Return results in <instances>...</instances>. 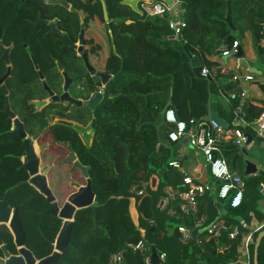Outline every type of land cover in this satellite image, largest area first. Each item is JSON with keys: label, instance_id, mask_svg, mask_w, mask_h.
Segmentation results:
<instances>
[{"label": "trees", "instance_id": "1", "mask_svg": "<svg viewBox=\"0 0 264 264\" xmlns=\"http://www.w3.org/2000/svg\"><path fill=\"white\" fill-rule=\"evenodd\" d=\"M180 1L187 24L183 40L171 39L173 32L169 28L168 17L140 16L129 7L111 4L117 0H109L108 5L109 25L113 32L111 36L99 1L93 8L90 7L96 17L94 22L88 23L87 46L91 49V64L97 72L112 75L93 119L91 114L86 116L72 112L67 115L66 108L62 114L58 105H49L38 114L32 113L28 102L46 99L48 93L22 43L33 46V55L40 72L56 94L62 92L56 60L60 61L63 70L71 78H81L84 72L76 67L80 64L69 47L63 46L59 54V38L47 37L42 33L47 29L44 25L35 26L32 23L36 20V7L21 6L18 0H0L3 44H15L10 56L13 67L11 76L5 83L8 96L4 86H0V201L19 209V217L26 232V247L38 260L53 253L51 241L56 239L62 220L49 213L50 203L43 195L25 184L29 178L22 163L25 147L23 141L11 133L12 121L3 111L7 98L30 136L45 130L54 118L78 121L83 125L93 120L95 138L90 148L82 144L71 128L59 124L51 127L56 141L71 143L81 163L89 168L96 195L95 206L99 208L98 227L94 208L76 213L71 245L55 264H109L111 256L118 254L125 243H138L142 239L138 228L145 231V239L149 244L158 252L166 254L163 264H238L242 239L248 232L242 225L250 224L251 212H258L261 179H245L246 189H252V193L247 192L243 204L237 209L230 208L228 203L215 196L207 195L200 199L199 212L206 214L209 220L219 216L221 208H225L227 214L222 217L229 226H239L238 238L232 240L228 233H224L220 239L212 240L202 248L182 244L177 228L180 225L193 226V217L179 211L170 215L156 207L166 186L176 188L182 184L181 172L170 167V163L177 158L180 144L160 143L157 126L162 124V112L169 102L171 91L175 95H182L183 101L175 103L180 119L187 118L180 110L189 106L193 119L205 117L210 90L216 95L219 91L214 86L208 89L206 81H192L191 68L186 65L188 56L185 47L191 53H199L207 67L212 66L208 61L209 56L218 54L224 45H232L248 32L257 40L255 48L261 50L260 42L264 39V0ZM228 3L231 4L236 31L225 21ZM82 10L87 19L85 8ZM79 28L78 22L63 26L65 31L73 32L74 41ZM112 42L117 53L111 50ZM7 70V64L0 60V77ZM96 86L101 87L99 78H96ZM90 91L88 86L84 92L76 90L74 86L70 89L74 98L87 97ZM243 110L250 124L264 113V108L257 109L247 102ZM228 121L231 128L236 127L245 132L252 130L250 125L236 126L234 120ZM170 130V125L162 126L161 137L164 140L168 141ZM92 136L93 130L90 129L85 138L89 144ZM239 150L231 143L224 145L223 154L228 163L233 162ZM153 175H157L160 180L158 192L151 193L139 202L131 194V188L147 182ZM131 199L138 212V225L130 214ZM0 240L12 255L18 254L13 235L6 225H0ZM255 243L254 263L257 255V263L264 264V238L257 250ZM221 247H227V250L219 251ZM0 257L4 258L2 247ZM125 264H143V260L139 254L127 252Z\"/></svg>", "mask_w": 264, "mask_h": 264}, {"label": "built area", "instance_id": "2", "mask_svg": "<svg viewBox=\"0 0 264 264\" xmlns=\"http://www.w3.org/2000/svg\"><path fill=\"white\" fill-rule=\"evenodd\" d=\"M140 8L146 17H168L169 28L172 30L173 36L176 40H183V32L187 24L184 17L185 11L181 7L180 0H175L173 6H169L162 1H147L141 3ZM262 41L264 42V39ZM239 48L241 46L237 40L232 45H224L218 55L220 58L236 59L237 62H240L236 58ZM246 69H248V72L240 75L222 65H216L211 68L204 67L201 73L205 79L213 78V73L216 75L219 72L229 77V82L234 85V94L239 102L235 109L234 121L241 124L245 123L243 108L247 102V92L243 88L242 82L254 81V76L249 68ZM165 121L171 127L168 143L181 144L185 138H188V145L203 155L211 176L214 180L220 181V184L217 192L214 193L211 185L198 184L193 178L185 175L182 178L181 186L176 188L166 186L164 188L163 196L156 203L157 209L170 215L179 211L186 216L193 217V226L180 225L177 228L179 240L184 245L191 244L202 248L206 243L220 239L224 233H228L229 238L232 240L238 238L240 234L239 226H229L221 215L209 220L206 214H200L199 211L200 199L207 195L225 201L232 209H237L243 204L246 190L245 179L231 170L230 164L224 157L223 147L225 144L231 143L242 150L247 141L245 132L236 127L225 128L215 121L207 122L203 119L195 120L192 118L188 124L181 120L173 109L166 111ZM253 129L256 135L264 140V113L254 122ZM170 167L174 170H180L181 164L179 161H172ZM159 184V177L153 175L147 182L133 186L131 194L138 198L140 202L151 193L158 192ZM242 226L245 227L244 224ZM245 228L247 230L249 226ZM138 230L142 239L138 243H125L124 248L118 254L111 256L109 264H125V254L127 252L139 254L143 264H149L150 256L155 247L146 241L145 231L140 228ZM262 231H264V222L254 228L252 232L248 231L243 236L241 258L238 260V264H254L253 245L256 235ZM223 250H227V247L219 248V251ZM157 254L160 264H163L166 254L158 251Z\"/></svg>", "mask_w": 264, "mask_h": 264}, {"label": "water", "instance_id": "3", "mask_svg": "<svg viewBox=\"0 0 264 264\" xmlns=\"http://www.w3.org/2000/svg\"><path fill=\"white\" fill-rule=\"evenodd\" d=\"M100 1L103 6L104 18L106 22H108L109 16H108L106 2L105 0H100ZM141 1L142 3L147 2V1H162L169 6H173L175 2V0H141ZM139 2L140 0H126L122 4L129 7L133 12L139 14L140 16H144V13L139 6ZM225 21L229 24L230 28L233 31H236L235 27L233 26V22H232V8H231L230 3H228V12H227ZM52 26L55 30V24H53ZM84 29L85 27L83 28V31ZM1 39H3V32L0 29V40ZM171 39L175 40V37L172 36ZM80 44L81 46H83L84 44L83 32L80 36ZM255 44H257V40H255ZM1 48H2L3 54L0 57V60L4 61L7 65H9V68L7 70V73L4 76L0 77V86H4L5 93L8 96L9 92L7 88L5 87V83L8 80V78L11 76V60L9 57L10 49H6L2 45H1ZM185 51L187 53L188 60H189L186 63V65L191 67V70L193 73L192 81L195 79L205 80L209 82L208 88H210L211 86H214L215 83L212 77L205 79L201 74L204 68V65L200 59V54L199 53L192 54L186 47H185ZM79 54L85 61L87 69L90 71V73L92 75L99 77L101 79L102 86L105 87L108 84V82L112 79V75L98 73L91 66L89 62V58L84 52L83 47L79 49ZM258 54H259L260 60H262L261 53L258 52ZM236 58L240 60L241 66H244L245 68H249V64L244 58V52L242 48H239V52ZM34 62H35L36 69H38V65L36 61ZM260 74L262 75V73ZM263 74H264V71H263ZM64 78H65L64 94L61 97H59V95H56L49 88L47 83L44 81V76L41 75V80L44 81L45 90L49 93L50 98L48 100H43V101H32L31 105L36 106L37 111H40L41 109H43L50 103H55V102L58 103L59 101H62V102H68V103L74 104L78 107H86L92 111H95L96 107L98 106V104L101 102L103 98V93L102 92L95 93L92 96V98L86 102H83L82 100H79V99H75L71 97L69 93V87L72 83V80L65 73H64ZM175 106H176L175 101L173 100V98H170V101L165 106L162 114L165 115L166 111L169 108L171 107L175 108ZM3 111L5 114L8 115V117L12 121L11 133L18 136L24 143L25 156L22 159V163H23L24 169L27 171L28 176H29V180L25 182V184L32 186L36 191H38L41 195H43L51 203V209L49 210V213L63 220V223H62L61 229L56 239L51 241L54 247L53 253L50 256H47L41 260H38L33 254V252L26 247V232H25L23 223L19 217V209L14 208L13 206L3 201H0V225H6L9 228L10 232L13 235L14 244L18 252L17 255H12L7 250V248L4 246L2 240H0V247L3 248V252H4V258L0 257V264H55L61 259L62 255L66 252V250L71 245L72 232H73L76 213L80 210L93 207L96 204V195L92 188V181L89 179L88 185L86 187L79 188V190L76 193H74L73 195L69 197L68 201L63 206V208L59 209L57 203L55 202V197L53 196L52 192L48 188L46 178L43 176H40V173H39L40 159H39V156L35 148V141L39 138V135L29 138L27 132L25 131V127L23 123L19 120L17 115L11 110L8 98L6 100L5 109ZM191 119L192 117L190 116L187 118H182L181 120L189 124ZM203 120L207 122L215 121L219 123L220 125H222L223 127L229 128V124L223 119H221L219 115L214 111H210L206 115V117L203 118ZM244 121L246 123L249 122L248 118H245ZM63 124L67 126L73 125L71 122H67V121H63ZM164 124H166L165 119L162 121L161 125L157 126L158 140L160 143H164L165 145H168L169 144L168 141L164 140L161 137V133H160L161 127ZM238 125H242V124L236 123V126ZM246 137H247L246 144L248 145L250 143L249 141L252 138L249 134H247ZM183 141L184 143L185 142L188 143V138H185ZM76 165L77 167L82 169L83 172L86 174V177H88L87 171L89 168L81 165L79 162H77ZM257 169H258L257 166L248 159L246 161L245 176L255 174L257 172ZM216 184L219 185L220 181H216ZM98 211H99V208L95 206L94 207V219H95L96 227H98ZM263 238H264V231L260 232L256 238V243H255L256 250L259 248ZM149 264H160L156 248H153L152 254L149 259ZM254 264H258L257 255H255Z\"/></svg>", "mask_w": 264, "mask_h": 264}, {"label": "flooded vegetation", "instance_id": "4", "mask_svg": "<svg viewBox=\"0 0 264 264\" xmlns=\"http://www.w3.org/2000/svg\"><path fill=\"white\" fill-rule=\"evenodd\" d=\"M18 1L20 2L21 6H27L28 5V6H32L34 8L35 7L37 8L36 9L37 10L36 20L33 21L32 23L35 26H38V25H41V24L44 25L47 29L42 31V33H44L47 37L54 38L55 36H57L59 38V54L62 53L63 48H64L63 46L69 47L74 52V54H75V56L77 58V62H78V64H80V65H77L76 67L78 69L81 68L83 70L84 74L81 76V78H77L78 76H76L75 78H71L68 75V77L72 80V83H71V85L69 87V93H70V89H71L72 86H74L76 90H79V91H82V92L86 91V86H88L91 89V91L88 93L87 97H81V98H75V99H79V100H82L83 102H86V101H89L95 93H99V92L101 93L102 92L103 93V98L101 100V102H102L104 97H105L104 89H105L106 86L103 87L101 79L99 77H97L95 75H92L90 73V71L87 69L85 61L83 60V58L79 54V49L81 47H83V50L86 53V55L88 56L89 62L91 64V59H90V56H89V54H90L89 50L91 51V49L90 48L88 49V46H87V44H88L87 43V35H88V32H89L88 23L89 22H94L96 20L95 19L96 17L93 14V10L91 8H93L98 3L97 1H99V3L102 6L101 1L100 0H18ZM124 1H126V0H117V2H113V3L111 2V4L112 5H116V6L119 5V6H124L125 7V5L122 4ZM105 2H106V5H107V10H108V5H110L109 0H105ZM141 3H142V1L140 0L139 6L141 5ZM83 8H85V11L87 12V14H86L87 15L86 16L87 19L85 18L84 11L82 10ZM86 8H88L89 10L86 9ZM102 12H103V16H104L103 6H102ZM52 15H54V16H52ZM108 16H109V12H108ZM104 21L106 23V26L109 28V34L112 36L113 32L110 29V25H109L110 22H111L110 17H109V21L108 22H106L105 18H104ZM74 22H78L79 23V27H80L79 30L76 31V33H75V41L73 40V34H72L73 32H67V31H65L63 29L64 24L68 23V24L72 25ZM53 24H55V30H54V28L52 26ZM84 27H85V29L83 31ZM82 32H83V39H84L83 46H81V44H80V36H81ZM3 39H4V32H3ZM3 39L0 40L1 56L3 54L2 53V48H1V45H2L4 48L10 49V51H9V57H10L12 51L15 48V44L12 43L9 46H5L3 44ZM21 46L30 55V57H31V59H32V61L34 63V66H35V62L34 61H36V60H35V57L33 55V48H32L33 46L30 43H22ZM86 49H88V50H86ZM55 62H56V67H57V69L59 71V85H60V88H61L62 92H61V94H56L55 92L54 93L56 95H59V97H61L64 94V85H65L64 73H65V71L63 70V67H62L60 61L56 60ZM7 66L9 68V65H7ZM91 66L93 67L92 64H91ZM12 68L13 67L11 65V71H12ZM35 69H36V67H35ZM36 70L39 72V76H40L39 80L41 82H43V85H44L45 76H44V74L42 72H40L39 65H38V69H36ZM98 73H100V72H98ZM41 75L44 76V81L41 80ZM96 78L100 79V83H101V87L100 88H97V86H96ZM44 89H45V87H44ZM70 95H71V93H70ZM71 97H73V96L71 95ZM49 98H50V96H49V93H48V98H46V99H38V100L29 101L28 105L32 107V109H33L32 113L38 114V113H41L43 111V109L46 108L49 105H58L59 106V112L62 113V114H64V110L66 108L67 109L66 110V114L67 115H69L72 112L74 114H81V115H86V116H89L91 114L92 118L94 119V113H95L96 110L92 111V110H90V109H88L86 107H78V106H76L74 104H71V103H68V102L59 101L58 103H56V102L55 103H50L49 105H47L46 107H44L40 111H37L36 106L31 105L32 101H43V100H48ZM99 104H98V106H99ZM97 107H96V109H97ZM17 117L19 118L18 115H17ZM19 120L21 121L20 118H19ZM63 121L71 122L73 125L72 126L64 125ZM92 121L93 120H91V122L87 123L86 125H83L82 123H80L78 121L67 120V119H63V118L59 117V118L52 119V121H50L48 123V125H47L45 130H41V131L37 132L34 135L30 136L29 133L27 132V130L25 129V131L27 132L29 138H32V137H34L36 135H39V138L35 141V148H36V143L44 136V134L45 133H49L52 136V138H53L52 143H54L56 145H59L61 147H66L69 150V154L67 155L68 157L64 158V160L66 162H68L69 164L72 165L71 168L68 170V172L63 171V170L59 172V170L55 169V168L54 169L52 168V170L49 169L48 171L41 170L42 160L39 157V159H40V165H39L40 176H43V177L46 178V182H47L48 188L52 192V194H53V190L57 191V196L55 197L54 194H53V196L55 197V202L57 203L59 209L63 208V206L68 201L69 197L71 195H73L74 193H76L79 190V188H83V187H86L88 185V180L90 179V176H89V169L87 171L88 177H86V174L83 172V170L80 169L79 167H77V165H76L77 162H79L81 165H83V164L81 163L80 158L78 157V155L74 151L71 143H69V142H61V141L57 142L56 138H55V134H53V131H52L51 127H53L55 125H58V124H59V126H67L68 128H71L75 132V134L77 135V137L79 138V140L82 142V144L84 146H92L93 145V140H94L93 136H95V129L92 126V123H93ZM23 125H24V123H23ZM24 127H25V125H24ZM90 129L93 130V136H92L91 142L89 144L88 141L85 140V138H86V134L88 133V131ZM36 152H37V150H36ZM45 155H46V153L44 152L43 153V161H44V157H45V161L44 162L47 161ZM51 158L49 159V161H47V163L51 161ZM83 166H85V165H83ZM58 167H59V163H58ZM54 171L56 173H54ZM77 175L80 176V179H79V177L78 178L76 177ZM66 178H69V180H70V182L68 183L69 185L66 186V189L69 187V188H72L73 191L68 195L67 201L63 204V206L61 208L59 206V203L57 202L56 199L58 197L60 198L59 194L62 193V191L59 189V185L62 186V184L64 183V179H66ZM53 179H56L57 183L53 184L52 183ZM72 179H75V180H72ZM28 180H29V178H28ZM52 188H53V190H52ZM94 207L95 206L90 207V208H94ZM50 209H51V203H50Z\"/></svg>", "mask_w": 264, "mask_h": 264}, {"label": "crops", "instance_id": "5", "mask_svg": "<svg viewBox=\"0 0 264 264\" xmlns=\"http://www.w3.org/2000/svg\"><path fill=\"white\" fill-rule=\"evenodd\" d=\"M238 41L240 42V46L244 52V58L249 64V68H250L249 71L250 72L252 71L251 74L254 76L253 82H245V81L242 82V86L247 92V103H251V105L257 109L264 108V89L262 88L264 85V74H263L264 42L263 41L260 42L261 50H257L255 48L256 46L255 39L253 38L252 34L249 32L245 33V35L242 38H240ZM258 52L261 53L262 60H260ZM200 59L203 62L204 67H207L201 55H200ZM208 61L212 64L211 67L216 65H222L226 68H229L239 73L240 75H244L248 72V69H246L244 66H240V62H237L236 59L220 58L218 54L209 56ZM260 73H262V75ZM213 79L215 83L214 87L218 88L219 94L216 95L210 90V93L208 94L209 96H208V104H207V113L205 114V117L210 111H214L219 115L221 119L226 121L230 127V123L228 120L229 119L234 120L235 117L234 113L236 109V104L238 102V98L234 94L235 87L232 83L229 82V77L222 75L220 72L216 75L213 73ZM195 80H200V79H195ZM195 80H193V82ZM204 81L205 80H203V82ZM207 85H209V82H207ZM170 98H173L175 103H177L176 101H178V103H181L183 101L181 94L175 95L173 94L172 91L169 96V101ZM170 109L175 110L177 116L178 117L180 116L179 111L176 108L171 107ZM180 113L184 117H188L191 116L192 109L190 106L184 109L182 108L180 110ZM163 116L165 118V115ZM243 118L245 119L247 118V116H244ZM236 123L237 122L235 121V124ZM247 125H250L252 127L251 128L252 130H250L251 132H249L248 130L244 132L246 135L249 134L252 139L249 141L250 143L248 145L245 144L242 150H239L237 157L233 160V162L230 161L231 163L229 164L231 170L241 175L244 179H251V178L261 179V183L259 187L260 201L258 202V207H257L258 212L256 214L254 212H251L250 213L251 222L250 224L245 225V227L249 226L247 230L252 232L254 228H256L259 224L264 222V140L256 135V132L253 129L254 122L251 124L249 122L242 123V126H247ZM87 147L90 148L91 146H87ZM248 159L251 162H253L258 169L255 174L245 176L246 161ZM175 161H179V163L181 164V169L178 171L181 172L182 178L185 175L190 176L198 184L211 185L213 187L214 193L217 192L219 185L216 184V180H214L213 177L211 176L210 171L205 164L203 155L198 151L192 149L187 142L184 143V141H182L180 146H178L177 158L175 159ZM247 192L248 194H251L252 189L248 191L246 189L245 196L247 195ZM225 214H227V211L225 210L224 207H222L220 215L223 216ZM136 222L135 224L138 225V220Z\"/></svg>", "mask_w": 264, "mask_h": 264}, {"label": "rangeland", "instance_id": "6", "mask_svg": "<svg viewBox=\"0 0 264 264\" xmlns=\"http://www.w3.org/2000/svg\"><path fill=\"white\" fill-rule=\"evenodd\" d=\"M111 50H113L114 52L117 53L115 43H113V42L111 43ZM52 140H53L52 136L49 133H45L44 136L36 143V150H37L38 156L42 160L41 170L48 171L49 169L52 170V168L53 169L55 168V169H58L59 172L62 170L68 172V170L71 168L72 165L69 164L68 162H66L64 160V158L68 157L67 155L69 154V150L66 147H61L59 145L52 143ZM44 152L46 153L45 156H46L47 161H49V159L52 157L51 161L48 163H47V161L44 162L45 157H44V161H43V153ZM58 163H59V167H58ZM54 173H56V172L54 171ZM76 177L77 178L79 177V179H80L79 175H77ZM72 180H75V179H72ZM69 182H70L69 178H66V179H64V183L62 184V186L59 185V189L62 191V193L59 194L60 198L58 197L56 200L59 203V206L61 208H62L63 204L67 201L68 195L73 191V189L69 188V187L66 189V186L69 185L68 184ZM52 183L53 184L57 183V180L53 179ZM52 190H53V188H52ZM53 194L56 197L57 191L53 190ZM133 203H134V201L131 200L130 214H131V217L133 218L134 222H136L137 221L136 220L137 219V217H136L137 210H136V208H134ZM62 223H63V220H62Z\"/></svg>", "mask_w": 264, "mask_h": 264}, {"label": "clouds", "instance_id": "7", "mask_svg": "<svg viewBox=\"0 0 264 264\" xmlns=\"http://www.w3.org/2000/svg\"><path fill=\"white\" fill-rule=\"evenodd\" d=\"M169 109H170V108H169ZM169 109H168V110H169ZM164 119H165V118H164Z\"/></svg>", "mask_w": 264, "mask_h": 264}]
</instances>
